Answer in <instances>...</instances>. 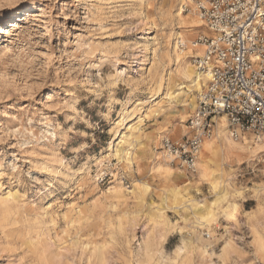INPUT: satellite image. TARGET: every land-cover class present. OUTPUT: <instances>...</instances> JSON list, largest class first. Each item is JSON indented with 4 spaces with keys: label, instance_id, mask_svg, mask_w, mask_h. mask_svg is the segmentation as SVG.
<instances>
[{
    "label": "rangeland",
    "instance_id": "rangeland-1",
    "mask_svg": "<svg viewBox=\"0 0 264 264\" xmlns=\"http://www.w3.org/2000/svg\"><path fill=\"white\" fill-rule=\"evenodd\" d=\"M182 1L0 0V264H264L260 143L226 156L216 127L194 174L162 157L187 132L183 67L206 35ZM139 118L128 156L108 151Z\"/></svg>",
    "mask_w": 264,
    "mask_h": 264
},
{
    "label": "built area",
    "instance_id": "built-area-1",
    "mask_svg": "<svg viewBox=\"0 0 264 264\" xmlns=\"http://www.w3.org/2000/svg\"><path fill=\"white\" fill-rule=\"evenodd\" d=\"M180 8L206 29L192 43L203 48L191 58L202 88L186 134L174 142L164 139L162 150L191 175L220 117L235 141L264 137V0H183Z\"/></svg>",
    "mask_w": 264,
    "mask_h": 264
},
{
    "label": "bare ground",
    "instance_id": "bare-ground-1",
    "mask_svg": "<svg viewBox=\"0 0 264 264\" xmlns=\"http://www.w3.org/2000/svg\"><path fill=\"white\" fill-rule=\"evenodd\" d=\"M21 15H22V12L19 13L18 16L20 17ZM189 15H190V13H189ZM191 15H192L191 16L192 19L198 18L194 14H191ZM176 16L179 19H182L183 18V15H182V12L181 11H178L177 14H176ZM20 19L21 18H19V20ZM10 23H11L10 25L8 24L10 27H12V26L15 25L13 21H11ZM144 23H145V21H144ZM198 23L199 24H197V22L195 20L189 22V24H190L189 25L190 26L189 28H196V27H200L202 25V22L200 20L198 21ZM5 26L6 25L0 26V33H5L6 32L5 31L6 30ZM149 29H150V26H149ZM147 34H150V30H149V32ZM177 49H178V45H175L174 46V55L176 56V58L180 55V53L177 52ZM199 50L201 51V48ZM146 52H148V49L147 48H146ZM183 71H184L183 72L184 76L187 77V78H189V79H191V82H193L196 91L199 93L201 91V88H202V84H201L202 76L198 72H196L194 66H184L183 67ZM125 72H126V69L120 71L118 73V77H122L125 74ZM195 106H196V104H194V100H192V102L188 105V107H191V109H193V110H194ZM121 121L123 123L124 122V118H122ZM141 121H142V119L139 118L137 120V123L135 125L132 124V126L129 125L127 127L126 130L129 132V135H125V134H122V135L119 134L118 135V131H115V135H114V139L113 140H118V143H116L117 144V147L115 149V147L113 146L114 143H110V146H109V150L108 151H113L114 155L117 156L118 158L127 157L128 156V152L124 150L125 148H123V145H129L131 143L132 138H133V135H135L138 132V130H139V126L142 123ZM216 132H217V134L221 133V134L224 135V142L222 141L223 143L221 145V150L219 152L223 151V153H225L226 156H231V155L233 156V155H238V154L240 155V154H244V153H246L248 151H250V153L253 154V152H254L253 151L254 150L253 148H252L253 150L251 151L250 149L245 148L244 146L237 145V144H235V141L233 139H231L230 137H228L229 134L226 131V122H225V118L224 117H220V119H219V121L217 123V131ZM227 134H228V136H227ZM218 142H219V140H218ZM215 143H217V142H214V141L213 142H205L204 148L207 151L214 152V153H218V145H216ZM259 143L260 144L256 146L255 150H257V149L258 150H261L262 148H264V137H263V139ZM162 157L164 158V160H166V159L169 158V156L166 155V154H164ZM159 166H160V164H159ZM204 175H205V172L203 170L202 171V176H204ZM177 177H181V176L179 174H177ZM133 184H135V183H133ZM132 189H130V190H132ZM3 208H6V207H3ZM233 208H234V211L235 210H238L241 214L245 215L244 212L242 213L239 210L238 204H234L233 205ZM194 212H195V216H196V219H197L196 222L199 225L207 226L209 224V220L211 219L209 216H213L211 210L209 211L208 208L206 206H203V205H194ZM152 218H154V220H155L154 222L155 223L165 225L167 228L169 227L168 222L164 218V214H162V213H156L154 215V217H152ZM226 218L229 221H231V220L235 221L234 216L232 214H230V213H226ZM233 228L234 227L230 225L228 229H233ZM163 238H164V236H163ZM181 250H182L181 247H177L176 250H175V252L176 253H180ZM43 252H44V249H43ZM42 258H44V256ZM45 261H46V259L44 258V262Z\"/></svg>",
    "mask_w": 264,
    "mask_h": 264
}]
</instances>
